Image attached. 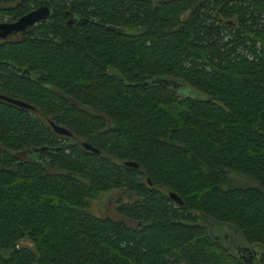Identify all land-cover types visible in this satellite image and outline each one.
Returning <instances> with one entry per match:
<instances>
[{
	"label": "trees",
	"instance_id": "16d2710c",
	"mask_svg": "<svg viewBox=\"0 0 264 264\" xmlns=\"http://www.w3.org/2000/svg\"><path fill=\"white\" fill-rule=\"evenodd\" d=\"M36 1L51 16L0 47V96L31 107L0 101V264H264L199 223L264 249V0Z\"/></svg>",
	"mask_w": 264,
	"mask_h": 264
},
{
	"label": "rangeland",
	"instance_id": "374dc122",
	"mask_svg": "<svg viewBox=\"0 0 264 264\" xmlns=\"http://www.w3.org/2000/svg\"><path fill=\"white\" fill-rule=\"evenodd\" d=\"M231 20L234 19L232 18ZM181 91L182 94L189 95V97L195 96L194 93L188 88H182ZM229 179L231 184H247V182L249 183L247 178L238 175H230ZM116 196L117 192L113 191H109L101 195L95 201L90 203L91 206L89 212L97 217H103V215L107 214L111 217H114L113 210L111 209V204H113L112 201L116 198ZM199 223L206 229L207 233L212 238H217L218 242L232 254H236L239 248H244L250 252L255 253L256 256H258L264 250L263 247L258 244L246 243L240 231L230 225L215 223L206 217L199 218ZM19 245L29 249H33L32 243L27 239L22 240Z\"/></svg>",
	"mask_w": 264,
	"mask_h": 264
},
{
	"label": "flooded vegetation",
	"instance_id": "af4514ba",
	"mask_svg": "<svg viewBox=\"0 0 264 264\" xmlns=\"http://www.w3.org/2000/svg\"><path fill=\"white\" fill-rule=\"evenodd\" d=\"M25 1H27V0H10V1H4V2L0 1V24H12V23L16 22L20 17L24 16L25 14L29 13L30 11H33V10L37 9L41 5H45V6L48 7V10H49L48 18L51 16V14L53 12L52 8L47 3H43V2H39V1L35 0L36 4L35 3L33 4L31 2V5H30L31 8L29 7L30 9L27 8L25 10V12L20 13V11L17 10V9L20 6V4H22ZM32 1H34V0H32ZM43 21H45V20H43ZM43 21H41V22H43ZM41 22L35 23V24H33V26H31L29 28H26L23 31L11 32L10 34H7V35L5 34L6 35L5 37L0 38V47H3L4 45L10 44V43L23 42L26 39L30 38L31 34L33 33V31L35 29V27L37 25H39ZM1 31L2 30H0V33H2ZM21 75H23V77H25L26 79H30V80H35L38 77L35 73H29L26 70H23L21 72ZM53 93H56L58 96H60V94L56 90H53ZM1 96L9 98V99H12V100H15V101L23 102L21 100L13 99V98H11L9 96H4V95H1ZM66 100L68 101L67 98H66ZM0 101H2V100H0ZM2 102L6 103L8 105H11L12 107H14L16 109H22V108H19V107L15 106V105L11 104V103H7L5 101H2ZM23 103H25V102H23ZM25 104H27V103H25ZM25 110H31V109H25ZM70 132H71L70 136H61V135H58V134H54V132H53V134L57 137L58 140L71 141L72 143H75L77 146L80 145L81 143H83V141H81V139L78 137V135H76L72 131H70ZM85 151L88 152V150H85ZM120 200L122 202H124V196H122L119 193V195L112 201V203H113V204H111L112 207L110 206L111 208L114 209L115 212H116V209L118 208V202ZM103 216H105V215H103ZM115 218H117V222L118 223H120L122 225L126 224V222H125L126 219L123 218L122 216H119V214H116Z\"/></svg>",
	"mask_w": 264,
	"mask_h": 264
},
{
	"label": "water",
	"instance_id": "95a60500",
	"mask_svg": "<svg viewBox=\"0 0 264 264\" xmlns=\"http://www.w3.org/2000/svg\"><path fill=\"white\" fill-rule=\"evenodd\" d=\"M159 1H167V0H159ZM48 15H49L48 7L45 5H41L37 9L30 11L29 13L20 17L16 22L12 24H0V30H2L1 31L2 33H0V38L5 37L7 34H10L11 32L23 31L26 28L33 26V24L35 23L46 20L48 18ZM0 100L5 101L7 103H11L22 109H31L29 105L23 102L15 101L3 96H0ZM50 126L55 134L61 136H70V132H68L66 129L56 126L52 123H50ZM81 147L90 152L97 153V151L94 148H92L90 145L86 143H82ZM124 165L129 168H137V165L132 162H125ZM167 197L170 200H172L174 203L181 204L180 200L174 194L168 193Z\"/></svg>",
	"mask_w": 264,
	"mask_h": 264
}]
</instances>
